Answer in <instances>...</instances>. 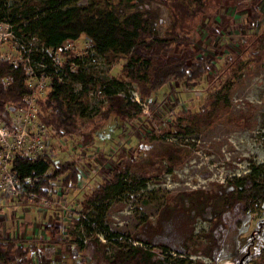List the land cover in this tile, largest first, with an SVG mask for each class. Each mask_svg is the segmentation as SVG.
<instances>
[{
	"label": "rangeland",
	"instance_id": "rangeland-1",
	"mask_svg": "<svg viewBox=\"0 0 264 264\" xmlns=\"http://www.w3.org/2000/svg\"><path fill=\"white\" fill-rule=\"evenodd\" d=\"M32 1L41 7L39 0ZM21 2L6 0V6ZM140 5L142 10L155 12L156 32L163 35L171 20L167 7L147 0ZM208 5L191 24L192 47L209 61L208 70L196 80H169L149 99L141 98L136 84L120 74L122 59L106 61L84 36L65 43L70 51L67 56L59 48H44L43 52L59 61L76 56L78 67L97 78H117L120 92L137 106L122 117L112 114L101 119L100 127L92 131L86 120L106 102L95 81L88 83V117L78 131L56 134L51 128L37 129V109L30 110L33 116L20 110L10 112L30 137L34 131L44 136L40 138L42 152H49L54 160H72L79 171L76 186H55L49 198H20L6 187L0 189L1 239L19 238L30 247L25 257L11 264H97L96 248L73 246L96 237L105 243V253L112 255L145 220L157 232V218L169 203L187 208L182 222L186 230L178 231L172 241L179 239L177 244L185 246L187 261L182 264L188 260V264L209 263L204 251L215 213L223 209L220 196L229 199L228 178L251 173L264 184V45L250 39L264 31V0H210ZM254 10L259 15L255 21L251 18ZM13 18L23 19L17 14ZM19 40L42 49L34 37ZM239 42L245 44L239 48ZM12 45L10 39L1 42L2 49L12 50ZM66 81L78 89L79 83ZM8 141L4 153L13 145L12 138ZM126 159L132 164L116 182L118 186H111L110 195L102 201H88L97 184L117 179L118 162ZM181 197L186 202H180ZM225 216L228 221L240 218V222L226 231L218 258L210 264H264V199L252 200L246 214L230 211ZM47 225L57 231L44 228ZM164 241L170 242L169 237Z\"/></svg>",
	"mask_w": 264,
	"mask_h": 264
},
{
	"label": "trees",
	"instance_id": "trees-1",
	"mask_svg": "<svg viewBox=\"0 0 264 264\" xmlns=\"http://www.w3.org/2000/svg\"><path fill=\"white\" fill-rule=\"evenodd\" d=\"M143 1L89 0L86 4H79L71 0H39L41 7L38 8L36 2L22 0L19 5L8 8L6 0H0V20H7L12 24V32L18 40L21 37H34L41 42L42 47L61 48L63 44L84 36L106 61L122 59L120 74L136 84L141 98L149 99L169 80H196L208 70L209 61L192 47L191 24L198 15L206 12L210 0H147L165 5L169 11L171 20L163 35L156 32L155 12L150 8L140 9ZM15 14L21 16L22 21L13 18ZM258 17L254 10L251 18L255 21ZM250 39L253 44L264 45V31L254 34ZM244 44L239 42L238 47ZM60 50L65 56L70 52ZM30 54L34 61H42L45 71L51 73L43 95L36 99V107L39 112L37 118L45 128H51L56 134L78 131L79 124L87 119L85 110L88 103V83L97 81L106 100L104 108L86 120L91 124L92 131L100 127L101 119H107L112 114L122 117L137 106L130 96L120 92V81L117 78H97L84 72L79 65L74 69L72 62L78 64L76 56L70 55L61 61L62 75H59L53 72L51 57L45 52L33 47ZM66 78L79 83L78 89L74 90ZM32 92L22 63L0 57V121L3 124H10L12 110L17 111L27 106V97ZM3 148L0 146V152ZM131 164L132 161L128 159L120 160L114 171L117 179L97 184L89 193L88 201H102L108 197L111 186H118L116 182L123 178ZM7 169L20 198L27 199L29 193H34L35 199L49 198L55 192V186L69 189L79 181V171L72 160H54L49 152L28 155L23 150L13 149ZM225 186L228 188L229 199L220 196L223 209L215 213L204 251L211 262L218 258L226 231L240 222V218L228 221L225 213L239 211L242 215L246 214L252 200L264 199V184L257 182L251 173L233 175L228 178ZM181 195L183 193L178 194ZM179 200L186 202L184 197ZM169 204L165 205L157 218V232H154L150 221L145 220L131 235L130 240H139L143 243L142 246L130 241L120 242L113 254L108 255L105 253V243L95 237L86 244L79 240L73 247L77 250L83 246L96 248L97 264H182L187 261L186 257L171 258L150 249L153 245L151 243H155L162 245V249L169 247L178 253L185 251L184 245L177 244L180 243L179 239L174 244L172 241L179 236L178 231L186 230L182 222L186 219L187 208L184 204L179 207ZM1 227L0 218V229ZM50 227L44 226L46 229ZM51 228L53 232L57 231L56 227ZM166 236L170 242L164 241ZM29 251V245L23 240H3L0 233V264H11L25 257ZM72 253L75 250H70V254Z\"/></svg>",
	"mask_w": 264,
	"mask_h": 264
},
{
	"label": "built area",
	"instance_id": "built-area-1",
	"mask_svg": "<svg viewBox=\"0 0 264 264\" xmlns=\"http://www.w3.org/2000/svg\"><path fill=\"white\" fill-rule=\"evenodd\" d=\"M2 28H4V30H2ZM4 39L11 40V42L13 43L12 50L1 48V42ZM44 48H50L53 50L57 49L51 47H42V49L40 50L44 51ZM32 49L33 47L29 46L28 44H25V42H20V40L15 38L12 32L11 23H9L7 20H0V57L12 61L14 63L21 62L22 66L24 67L27 73V82L29 86L32 87L33 90L32 94L29 97H27V102H28L27 106L25 108L20 109V112H26V114L29 116L35 115L34 112H30V110L37 109L35 101L41 95L36 96V94L39 91H41V94L44 92L46 85L48 84L49 78L51 76V73L45 71L44 69L45 64L42 61H34V59L30 54V51ZM59 49L68 50L65 44H63L62 47ZM51 65L53 67L52 70L54 73L62 75L61 61L55 58L54 55L51 57ZM72 66L75 69L78 66V64L72 62ZM36 123H37L36 125L37 129L40 128L46 129L39 119L36 121ZM34 132L35 134L30 137L29 133H27L25 128L20 126L19 121L12 119V117L9 125L3 124L0 121V146L4 147L0 152V189L1 188L4 189L6 187L9 193L11 194L18 193L13 183L11 174L7 169L8 159L11 157V152L13 149L23 150L28 155H35L39 152H42L40 148L42 147V139L44 138V136H41L42 139L40 140L41 137H39L40 135L38 131H34ZM9 138L13 139V145L10 147V149H8L7 153H4L5 147L9 148L10 146L8 141ZM30 146H32L34 149L33 150L28 149ZM1 177L4 178V181L1 180ZM27 197L28 198L34 197V193H29ZM130 242L134 245H141V246L143 245V243L139 240H130ZM150 249L160 255H168L171 258L186 257L184 253H178L176 251L169 249L167 250V249L157 248L154 246H151ZM197 258H200V256L198 255ZM207 259L210 263L211 259L209 256L207 257Z\"/></svg>",
	"mask_w": 264,
	"mask_h": 264
}]
</instances>
